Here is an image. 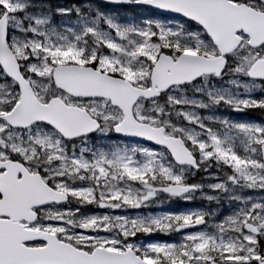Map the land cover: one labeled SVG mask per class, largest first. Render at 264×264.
Instances as JSON below:
<instances>
[{
	"label": "snow or ice",
	"instance_id": "6c2138e0",
	"mask_svg": "<svg viewBox=\"0 0 264 264\" xmlns=\"http://www.w3.org/2000/svg\"><path fill=\"white\" fill-rule=\"evenodd\" d=\"M0 264H264V0H0Z\"/></svg>",
	"mask_w": 264,
	"mask_h": 264
},
{
	"label": "rangeland",
	"instance_id": "374dc122",
	"mask_svg": "<svg viewBox=\"0 0 264 264\" xmlns=\"http://www.w3.org/2000/svg\"><path fill=\"white\" fill-rule=\"evenodd\" d=\"M51 3L53 4H57L60 2H70V0H50ZM114 11H120V12H125V11H121L117 8H113ZM250 114L251 118L250 119H258V117H256L255 113H248L246 114V117H248V115ZM187 207V205H184L182 203L179 202H173V203H169V204H165L163 205L161 208H152V209H148L147 211H152V212H157V211H179L182 210L183 208ZM160 239H170V237H159Z\"/></svg>",
	"mask_w": 264,
	"mask_h": 264
},
{
	"label": "trees",
	"instance_id": "16d2710c",
	"mask_svg": "<svg viewBox=\"0 0 264 264\" xmlns=\"http://www.w3.org/2000/svg\"><path fill=\"white\" fill-rule=\"evenodd\" d=\"M117 9H119V10H121V11H130L129 8H117Z\"/></svg>",
	"mask_w": 264,
	"mask_h": 264
},
{
	"label": "water",
	"instance_id": "95a60500",
	"mask_svg": "<svg viewBox=\"0 0 264 264\" xmlns=\"http://www.w3.org/2000/svg\"><path fill=\"white\" fill-rule=\"evenodd\" d=\"M113 7H129V6H113Z\"/></svg>",
	"mask_w": 264,
	"mask_h": 264
},
{
	"label": "flooded vegetation",
	"instance_id": "af4514ba",
	"mask_svg": "<svg viewBox=\"0 0 264 264\" xmlns=\"http://www.w3.org/2000/svg\"><path fill=\"white\" fill-rule=\"evenodd\" d=\"M246 118L250 119V118H251L250 114H249L248 117H246Z\"/></svg>",
	"mask_w": 264,
	"mask_h": 264
}]
</instances>
